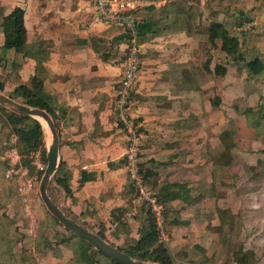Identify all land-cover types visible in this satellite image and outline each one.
Instances as JSON below:
<instances>
[{"label":"crops","instance_id":"1","mask_svg":"<svg viewBox=\"0 0 264 264\" xmlns=\"http://www.w3.org/2000/svg\"><path fill=\"white\" fill-rule=\"evenodd\" d=\"M16 8L26 13L27 49L12 53L19 71L0 61V76L8 96L37 75L52 96L60 149L49 196L68 218L124 248L140 238L147 218L138 205V214L123 222L135 199L125 167L129 133L115 105L127 42L88 0H0L2 17ZM136 17L143 54L130 117L142 135V165L153 191L182 188L180 198L168 201L165 220L172 254L186 256L220 243L213 226L227 206L221 204L229 199L227 180L244 181L242 167H264V71L253 77L230 62L221 40L211 45L209 32L213 22L223 24L247 61L257 57L264 64V0H142ZM219 66L225 75L216 74ZM13 213L15 230L21 217ZM43 213L33 226H58ZM56 233L38 231V245ZM54 240V249L43 254L46 263L98 264L97 254L70 230L60 229ZM103 257L101 264H113ZM212 257L207 251L196 262Z\"/></svg>","mask_w":264,"mask_h":264},{"label":"rangeland","instance_id":"2","mask_svg":"<svg viewBox=\"0 0 264 264\" xmlns=\"http://www.w3.org/2000/svg\"><path fill=\"white\" fill-rule=\"evenodd\" d=\"M2 18L1 16L0 22ZM3 41L4 35L0 28V45L3 44ZM8 93L13 95L11 92ZM2 107H0V221L2 224L0 264H49L44 260V252L53 250L51 241L54 240L60 229L63 231L67 229H64L65 227L53 218L41 198L40 184L43 176L40 177L37 171L24 165V160H29L33 161L37 169L45 170L47 167L44 163L45 155L41 152H33L25 157L22 153L24 148L20 145L18 137L14 133V127L8 119L11 110ZM23 126H26L25 123ZM44 128L48 150L51 144V135L47 130L48 127ZM8 152L11 153L7 155ZM252 162L256 163L255 160ZM253 168L252 165L241 168V171H247V175L241 173V178L246 176V180L243 179L244 181H240V183L237 181L234 183L230 178L227 180L229 199L225 200L224 198L221 204H226L230 208L225 206L222 209H229L232 212L235 210L238 213L227 216L229 221L226 229L221 228L220 220L216 223L217 226H213L215 237L220 240V243L214 240L215 245L213 244L208 250L199 248L197 253L191 251L186 256L182 252H177L173 254L175 264H184V262L187 264H238L241 260L237 259L236 253L240 249L251 254L247 261L243 262L244 264H264V167H256L258 171ZM234 190L236 192H233ZM225 193L226 191L223 190L221 195ZM238 193L243 197L239 198ZM44 210L51 220H54L55 225L60 227L52 226L49 223L41 229L33 227L32 221L34 219L42 220ZM13 212H16L24 222L29 220L30 225L25 227L21 220L15 221V225L19 227L14 230ZM10 216L13 217L10 218ZM38 231L41 234H45L46 231L57 233L52 240L44 236L45 240L39 246L36 239ZM54 242L59 244L62 242V238L58 241L54 240ZM48 244L49 248H47ZM207 251L213 255L209 262H204L203 259L199 263L196 262V258H203ZM96 253L97 263L101 264L104 257L100 253Z\"/></svg>","mask_w":264,"mask_h":264},{"label":"trees","instance_id":"3","mask_svg":"<svg viewBox=\"0 0 264 264\" xmlns=\"http://www.w3.org/2000/svg\"><path fill=\"white\" fill-rule=\"evenodd\" d=\"M25 14L26 13L22 8H16L11 14L4 16L2 18V21L0 22V28L2 29V33L4 35L3 44L0 45V61H5L7 66L10 65L14 69H16V71H19L20 66L16 65L14 59L11 57L12 53L16 52L18 54H21L24 53V51H26L27 49L28 37L27 28L25 25ZM1 16L2 14L0 15V17ZM119 30L121 32V39H125L128 43L126 30L122 27H120ZM209 32L211 45L214 47L216 45V41L221 40L223 43L222 49L227 53L230 62L238 65H244L253 77L258 76L264 71V64L259 58L256 57L250 61L246 60V54L241 49L238 38L231 34L223 24L213 22L210 25ZM226 72L227 71L225 67L219 66L216 68L217 75H225ZM0 91L3 93L5 91V82L3 80V76H0ZM9 96L14 100L19 101L20 103L27 104L33 108H39L47 111L53 117L56 126L58 127L59 117L57 116L55 108L52 104V96L46 90L44 79L40 75H37L33 78L31 85H20L13 92V95ZM0 107L3 108L2 105H0ZM8 119L14 127V133L18 137L20 145L24 148L22 153L25 155V157L33 152H41L45 155L44 163H46L47 166L48 159L44 132L45 128L42 122L35 120L32 117L20 116L12 111L8 114ZM24 123L26 126H23ZM24 165L31 167L34 171H37L38 174H40V177L41 175L43 176L45 172L44 169H37V166L33 164V161L24 160ZM142 168H144L143 165ZM58 174L56 177V181L60 185H62L68 193H70L71 191L68 181L62 180L60 177H58ZM144 174L146 180L148 181L149 175L145 172V170ZM181 189L182 188H180L179 184H171L164 187L162 191L163 194L156 193L166 212L169 211L168 201L180 198V195L182 194ZM134 192V194H136L135 188ZM141 212H145L147 218L142 225V228L140 229V238L136 241H131L126 245V247L118 249L127 253L135 260L144 261L149 264H175L173 254L168 245L169 243L161 242L159 239V228L155 222L150 206L148 204L141 203L140 214ZM218 215L221 223V228L226 229L229 221L227 216L234 215L233 212L229 209H221L218 211ZM53 218L59 223V221L54 216ZM97 235L106 240L105 234L99 233ZM78 238L82 240L85 250L90 249L94 251V254L96 253L95 249L86 240L80 237ZM100 254L102 256H105L102 253ZM250 255L251 254L244 252L243 249H240L236 253L237 259L241 260L238 262V264H244L250 257ZM88 259H90V257H88ZM110 260L113 264H120L112 259Z\"/></svg>","mask_w":264,"mask_h":264},{"label":"built area","instance_id":"4","mask_svg":"<svg viewBox=\"0 0 264 264\" xmlns=\"http://www.w3.org/2000/svg\"><path fill=\"white\" fill-rule=\"evenodd\" d=\"M88 1L94 6L101 21L108 25L124 28L128 40L127 51L123 62V74L117 83L115 105L118 118L129 133L125 167L132 185L136 190V194L133 206L125 214L123 222H129L138 214V205L141 203L148 204L159 228L160 241L169 243L170 236L166 228L165 209L145 178L142 168V135L130 117V99L139 80L142 66L143 48L140 42L141 23L135 16V12L142 3V0ZM10 153L8 152L7 155Z\"/></svg>","mask_w":264,"mask_h":264},{"label":"water","instance_id":"5","mask_svg":"<svg viewBox=\"0 0 264 264\" xmlns=\"http://www.w3.org/2000/svg\"><path fill=\"white\" fill-rule=\"evenodd\" d=\"M0 105L9 108L12 112L20 116L32 117L38 121L41 119L47 124L51 135V144L47 150L48 164L41 179L40 194L47 210L59 221V223L78 237L86 240L96 252L102 253L120 264H149L144 261L135 260L127 253L102 239L96 233L89 231L79 223L68 218L50 198L48 189L51 180L55 177L59 168L60 149L59 131L53 117L45 110L20 103L2 92H0Z\"/></svg>","mask_w":264,"mask_h":264},{"label":"bare ground","instance_id":"6","mask_svg":"<svg viewBox=\"0 0 264 264\" xmlns=\"http://www.w3.org/2000/svg\"><path fill=\"white\" fill-rule=\"evenodd\" d=\"M40 121L42 122V124L44 125V127H46V128L48 127L47 124L43 120L40 119ZM47 130L49 131V129H47Z\"/></svg>","mask_w":264,"mask_h":264}]
</instances>
